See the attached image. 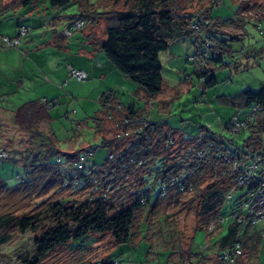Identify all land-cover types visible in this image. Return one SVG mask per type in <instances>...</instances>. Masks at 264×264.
<instances>
[{
  "label": "trees",
  "instance_id": "1",
  "mask_svg": "<svg viewBox=\"0 0 264 264\" xmlns=\"http://www.w3.org/2000/svg\"><path fill=\"white\" fill-rule=\"evenodd\" d=\"M76 1L47 0L49 6L57 8H65L73 2L78 4V13L69 19L67 29H88L93 37H97L99 50L115 70L146 95L149 107L163 88L160 55L180 40L189 39L194 48L190 74L204 78L206 88L216 84L213 70L226 65L225 58L232 56L229 42L241 39L232 36L226 29L240 28L239 22L245 18L241 10L243 5H248L237 4L236 17L220 18L212 11L221 0H212L208 7L188 12L179 0H125L121 10L112 9L107 13L83 9L82 0ZM117 2L114 0L113 5ZM31 3L33 0L13 2L24 7ZM103 18L106 23L102 36H99L94 30ZM77 20L83 22L78 29L73 28ZM21 26L26 25L19 28ZM184 78L186 81L189 76ZM200 88L205 90L202 86ZM105 96L107 102H102L106 108L105 116L113 124L109 128L105 119L97 117L95 130L102 133L112 129L113 133L110 139L99 145L106 148L107 153L98 165L93 161L89 163L88 158L99 146L61 153L55 147L53 134L48 131L49 136H45L46 133L40 132V127L51 121L48 111L58 103L56 100H33L16 108L11 123L18 133L8 137V140L4 138L7 125L0 121V137H3L0 140V160L11 159L27 175H33L39 167L52 168L60 178L61 187H93V192L90 191L84 201L56 200L36 210L1 214L0 258L1 247L12 238L11 227L21 234L31 235L33 259L23 258L22 264H39L44 255L57 247L75 240L89 241L95 234L110 233L114 245L128 242L132 237L136 214L141 208L150 213L160 202L173 204L179 198L191 195L189 200L197 202L196 213L202 223L193 229L190 255L199 256L200 260L210 251L214 264H219L223 253L234 250L239 244L240 256L235 258L234 264H253L260 240L264 237V228L257 231L255 225L264 217L254 221L253 212L249 215L252 206L247 204L244 207V204L255 193L264 175V85L256 91L248 89L235 98L227 99L228 103L248 112L243 118L233 116L224 123L223 131L229 134L225 139L223 131L215 132L203 124L191 133L164 121L151 122L141 110H135L134 103L123 106L112 92L102 94L99 100ZM234 117L244 123L238 132L230 129ZM20 135H26L28 139L24 144L25 151L18 150L16 145H8L9 149L2 145L4 140L10 144ZM41 138L50 142H39ZM35 147L46 150L39 153ZM60 154L65 156L69 166L64 176L58 171ZM20 156L25 158L24 166L18 165ZM81 157L84 158L82 162ZM17 178L20 179L21 175L17 174ZM240 178L245 181L243 184ZM24 182L22 179L21 183ZM109 183L112 187L107 191ZM156 186L158 193L151 202ZM120 190H126L123 194L126 201L119 200L122 194H115ZM227 202L228 210H224ZM226 220V230L222 234V224ZM198 231L206 233V244L195 252L193 245ZM190 255L186 264H195L196 260ZM184 260L181 256L179 264H183ZM90 264L119 263L105 257Z\"/></svg>",
  "mask_w": 264,
  "mask_h": 264
},
{
  "label": "rangeland",
  "instance_id": "2",
  "mask_svg": "<svg viewBox=\"0 0 264 264\" xmlns=\"http://www.w3.org/2000/svg\"><path fill=\"white\" fill-rule=\"evenodd\" d=\"M0 1H3L5 5H12L15 0ZM113 1L87 0L86 2V0H82L81 6L83 9L86 8L90 11L96 9L106 13L112 9L121 10L124 7L123 3L125 0H118L115 6ZM211 1L179 0V3L188 12L208 7ZM240 3L248 4L243 5L244 9L241 10L245 18L240 20L241 26L239 29L228 28L226 31L232 36H239L241 39L229 42L232 56L225 58L224 62L226 65L216 67L213 70L216 80L214 86L206 88L204 78H197L195 75L190 74L193 70V66L190 65L192 58L190 54L194 53V48L190 44L189 39H183L173 44L167 52L160 55L163 89L154 100V105L149 107L145 104L142 92H135V88H138V86L129 80L126 82V87L129 83L132 88H129L127 95L121 96L124 99L122 102L124 105H122L127 106L128 102H133L135 110H141L142 115L146 116L151 122H168L171 126L181 127L184 131L191 133L195 132L200 124L221 133L224 130L223 125L228 116L232 118L233 116H239L243 112H248L245 108L228 103L227 99L235 98L248 89L256 91L264 85V0H221L219 6L215 7L212 13L220 18L225 16L236 17L237 4ZM77 9H79L78 4L73 2L65 8L57 9V13L71 16L77 13ZM13 12L11 11L10 13ZM256 17L261 19L257 20ZM105 21L104 18L99 20L94 30L96 35L102 36ZM49 23L50 20L47 18L45 21L42 20L41 28L33 29L31 34L34 35L36 33V35L41 37L43 34L41 31L52 26ZM62 26L63 24L60 25V27ZM74 48L76 47L74 46ZM98 53L107 60L103 52ZM75 60H77L76 57ZM185 75L190 78L188 79L189 81L186 80L189 82L186 84L183 80ZM109 78L110 76L101 81L91 80L87 84V86H90L81 88L83 90L76 89V95L72 94L68 97V111L65 110L63 112L61 110L62 105H58V108H54V111L60 110L62 117L51 119L48 123V128L40 127V132L46 133L45 136H49L48 134L50 133L48 131L53 134L55 147L61 153H68L73 149L78 151L81 147L85 148L86 146H99L103 141L110 139V135L113 133L112 129L102 133H97L95 130V118L97 117L105 119L104 122L109 128L113 124V121L105 116L106 108L102 102H107L106 96L101 101L99 100L102 94L107 95V93L114 92L106 91L107 89L103 87L109 83ZM78 83L81 82L79 81ZM62 84L58 88L60 91L65 92L62 87L66 85V81H62ZM118 85L126 88L122 83H118ZM27 86L30 88L31 84ZM201 86L205 88L204 91L200 88ZM99 87H102L103 91L92 97L91 92ZM122 90L124 91V89ZM32 93L36 95V90L33 89ZM28 94L30 92L26 93L22 90V92L18 93V98H27ZM163 100H166V105L164 106L159 103L163 102ZM6 102L9 106L13 102L16 103V95H14V98L9 97ZM2 103H4V100ZM232 111H234L233 115H231ZM66 112L69 113L67 114ZM220 119L224 120V123H215L220 121ZM1 120L7 125H5L4 138L7 137L6 139L8 140V137L16 136L15 134L18 132H16V128L12 127L11 117L0 115ZM227 135L229 136L227 132H224V139ZM0 140L2 141L3 137H0ZM7 140H4L2 145H6L8 149L10 148L8 145H16L18 150L25 151L23 149H26L24 146L28 142L26 135L17 136V139L10 144L7 143ZM41 140H43V143L50 142L44 138L38 141L40 142ZM35 148V151L39 153L46 150ZM106 153V148L99 146L89 156L88 162L92 163L93 161V163L98 165L103 161ZM20 157V159L18 158V165L24 166L25 158L24 156ZM68 169L69 166L65 156L60 154L58 162L59 173L64 176L67 174ZM17 174L21 175L20 179L17 178ZM22 179L25 180L24 183H21ZM109 185L111 186L110 183ZM92 188L90 185H87L86 189L61 187L60 178L54 173L52 168L39 167L33 175H27L23 168H19L11 159L0 160V215L6 212L19 214L31 209L36 210L44 204L56 200L84 201L85 197L92 191ZM128 192L130 193V190ZM125 193L126 190L115 192L116 195L122 194L119 197L121 201H126L123 195ZM157 193L158 186L152 192L151 202L155 200ZM190 197L191 195H185L173 204L165 201L160 202L150 213L145 208H141L136 214L132 237L128 242L114 245L110 233L95 234L88 239L89 241L86 239L75 240L57 247L44 255L40 259L39 264H90L105 257H110L119 264H169L170 262L179 264L181 256L185 259L184 262L186 264L188 263V255H190V238L193 229L197 224L202 223V219L196 213L198 211L197 202H191L189 200ZM228 206L229 202H227L224 210H228ZM226 225L227 220L222 224V234L225 233ZM263 228L264 220L255 225V229L259 231ZM10 233H12L11 240L1 247L0 264H22L23 258L33 259L34 248L31 242V235L28 233L21 234L15 227L10 228ZM215 238L217 237L215 236ZM194 242L193 248L196 252L197 249L205 246L206 233L198 231ZM169 251L171 252L170 255H168ZM208 254H210V251H208ZM190 256L193 257V260H196L195 264L201 263V259L198 260L199 256H193V254ZM253 264H264V237L260 240Z\"/></svg>",
  "mask_w": 264,
  "mask_h": 264
},
{
  "label": "crops",
  "instance_id": "3",
  "mask_svg": "<svg viewBox=\"0 0 264 264\" xmlns=\"http://www.w3.org/2000/svg\"><path fill=\"white\" fill-rule=\"evenodd\" d=\"M57 9L60 10L62 8L49 6L47 0H33V3L25 7L21 4L5 5L3 1H0V115L12 117L13 111L16 108L29 101L56 100L58 103L48 111L49 117L52 120L62 117L60 110L57 112L54 110L61 104V110L63 112L65 110L68 111V97L72 94L75 96L76 89L83 90L81 88L90 86H87V84L91 80L101 81L107 79L109 76V83L103 87L107 89L106 91H114L112 93L121 104L124 101L121 96L127 95L129 88H132V85L129 83L126 87L128 79L120 75L110 62L99 55L100 53L98 52L101 51L98 47L97 37H93L88 29L85 31H70L67 29L69 19L76 15L79 9H77V13L71 16L57 13ZM11 11L14 12L10 13ZM46 18L50 20L49 25L51 24L52 26L46 30L43 29L41 37L36 35V33L32 35L31 31L41 28L42 20L45 21ZM62 24L63 26L60 27ZM20 25H26L29 28L28 33L21 38L20 43L16 47L8 48L4 46L1 38L15 37ZM76 44L78 45L76 46ZM75 57L77 60H75ZM70 69L84 72V79L80 81L81 83H78L79 81L70 75ZM69 76L72 78L70 79ZM62 81H66V85L62 87L65 92L60 91L58 88L62 84ZM118 83H122L126 88L120 87ZM184 83L189 82L184 80ZM28 84H31L30 88L27 86ZM33 89L36 90V95L32 93ZM102 89V87H99L97 90L94 89L91 92L92 97L103 91ZM22 90L26 93L30 92L27 98H18V93L22 92ZM135 92L142 91L135 88ZM142 94L145 104H147V97L143 92ZM14 95H16V103L13 102L9 106L6 100L9 97L14 98ZM3 100L4 103H2ZM132 103L128 102L126 105L128 106ZM159 103L164 106L166 105V100ZM231 113L233 115L234 111ZM244 113L240 114L242 118L245 116ZM144 117L147 118L146 116ZM229 118L230 116L227 117V120ZM217 122L224 123V120L220 119V121H216L215 123ZM44 127L48 128V125ZM74 151L73 149L68 153ZM210 256L211 252L210 254L206 252V255L200 258V264H214V260H211L212 256Z\"/></svg>",
  "mask_w": 264,
  "mask_h": 264
},
{
  "label": "built area",
  "instance_id": "4",
  "mask_svg": "<svg viewBox=\"0 0 264 264\" xmlns=\"http://www.w3.org/2000/svg\"><path fill=\"white\" fill-rule=\"evenodd\" d=\"M73 28L78 29L83 26V22L80 20H77L76 23L73 25ZM28 32V29L26 26H21L18 29V35L14 38L9 37H2L1 42L4 46L11 48L16 47L20 43V39L22 36H24ZM70 75L74 77L78 81H82L84 79V72L77 69H70ZM242 127H244V123L238 122L237 118L234 117L230 122V129L232 132H238ZM81 162L84 160L83 157H81ZM251 169V168H249ZM240 183H244V180L239 179ZM110 185L107 186V191L110 190ZM246 203V202H245ZM249 204L251 210L249 212V215L253 212V218L254 221H258L260 218L264 217V175H262L260 184L258 185V188L255 190V193L251 194V197L247 201L246 204H244V207ZM264 235V231H263ZM240 256V246L239 244L236 245L235 249L230 251H225L222 256V260L219 262V264H234L235 258ZM185 264V262H183Z\"/></svg>",
  "mask_w": 264,
  "mask_h": 264
}]
</instances>
